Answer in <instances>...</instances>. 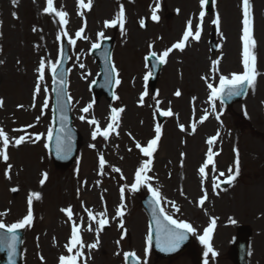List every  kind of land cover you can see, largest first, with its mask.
Instances as JSON below:
<instances>
[{
  "label": "rangeland",
  "instance_id": "obj_1",
  "mask_svg": "<svg viewBox=\"0 0 264 264\" xmlns=\"http://www.w3.org/2000/svg\"><path fill=\"white\" fill-rule=\"evenodd\" d=\"M67 1L72 2L73 0H54L57 4L58 10L64 11L67 9L69 12L70 7L69 2ZM112 1L113 0H97L99 3L98 6L87 15V18L92 17L95 28L98 27L96 24L97 17L107 18L110 16L111 13H108V11L114 9V5L112 7ZM137 1L139 4L136 3V5H132L137 11L130 9L129 12L138 14L146 13L142 12V7L150 6V4L156 0ZM161 1L163 3L162 10H164V15H162L163 21L150 26L148 34L145 33L144 38L148 44L147 50L143 45L133 44L132 36L125 37L124 33V43L119 44L114 51L116 62L119 63L120 67V78L125 82L118 91L119 99L117 105L120 107L123 106V108L126 109L125 111H130L129 114L131 116L130 121L124 120V128H122L124 132L122 131V136L115 138V133H113L114 142L105 147L100 137L96 140L92 139L91 128L87 127L88 135L90 137L87 142L98 145L97 147L100 148V150L104 147V149H106L108 162L105 166L104 174L101 175L99 162L97 159L95 160L96 153L91 152L86 144L83 146L80 155H82V160L88 155V159L86 158L83 167L89 172V175L92 176L91 180L93 179V181L89 180V184L91 188L93 186V190L89 194L84 195V193H81V199L83 201L84 199L88 200V204H91V207H94V210L100 208L101 196L107 199L109 195H113L115 199H117L116 188L118 189L125 185L130 186L134 180L136 169L144 160L138 157L140 159L139 165L131 164L130 155L134 152H131L133 150L132 143L125 133L129 132L135 134L136 139L140 141L141 139L150 138L153 135L154 123L156 124L152 119L155 116L154 114L156 111L147 112L149 111L148 107L136 106L134 104V99L129 98V77L138 73L136 65L141 62L142 54L150 51L149 44L154 45L151 50L158 52L163 49L164 45L162 44V41L171 40L172 38L180 39L179 35L185 29V24H183L181 20L183 15H191L196 21V13L199 10V0ZM105 3L106 8L104 7V9L100 11V7L104 6ZM120 4L121 3H118V6ZM251 4L253 14V35L256 41L254 52L257 57V67L259 64V56H261V54L264 55V0H251ZM44 7H46V0H18L16 5L12 3V0H0V60L3 61V63L0 64V98L4 100V106L0 108V128H3L10 137H18L25 134V132L13 131V129L22 128L26 129L28 134H32L33 139L35 134H42L41 139L35 143L26 141L18 147L12 145L9 146L8 154L10 159L7 164L13 166L9 173L11 175L10 180L5 176L7 164L0 159V189H5L2 191L4 196L0 197L2 198L0 202L3 203V208L11 207L10 204L13 203L14 205L15 201L9 199L12 195L6 191L7 187H21L24 189L27 187L34 188L33 186L36 185V183L38 184L42 179L40 172H46L48 168H52L55 171H53L54 175L52 174L53 177L51 176L50 180L48 182L46 181L47 183L45 182L46 184H44V197H42L39 204H37L36 222H33V226L31 227L32 236L40 234L41 239L42 237L48 238V241H50L52 234H46L47 230L51 229L50 224L53 220L56 221L63 219L59 207L63 205L65 206L67 198L70 197L69 190L65 197L62 196L60 192L69 185L68 180L71 177V173H69L71 168L61 171L55 170V168L52 167L53 165L47 150L44 148L48 131L51 127L50 120L52 117L50 67H46L45 80L41 86L42 90L35 98V107H32L39 61L43 58L46 64L55 63L60 46V40H57V36L60 33L61 26L58 24V21L55 20L54 22L52 20V15L43 12ZM177 9H179V12L176 11ZM150 12L151 9H149V13ZM13 13L16 15L13 16ZM169 13H172V15H169ZM217 13H219L221 17V25L218 32V41L219 46L221 45V51H218L217 57L218 59H221L222 56H226L223 65L225 67L224 70L237 69V62L242 55L243 49L240 37V35H242V0H214L213 9L207 14V16L210 14V18H208V32L204 35L205 41L202 43L194 42V48L192 51H186L184 56L182 55L184 57L183 61L178 62V59L174 58L173 62H167L163 68L162 75L156 84V91L158 92V87L160 88L158 84H160L163 87L162 90L164 94L168 93V81L170 80L174 82L177 80L176 84H179L180 87L183 88L185 93L183 92L180 97L174 95V98H172V95L170 94L171 100H166L164 105L167 107L170 106L172 110H174V106L176 107V105H180L185 101L187 110V115L184 116L185 120H187L186 128L191 129V125L188 121V114L194 117V119H198L200 114H204L206 109L209 112L211 111V104L206 99L208 90L206 91L204 88L205 79L202 77H212V74L209 72V61L215 59L213 58L208 42L211 31L210 26L212 24L210 21L215 18ZM78 20L79 18L73 20L74 23H71V20H69L70 26H67L66 30H68L67 32L70 38L75 37V32L78 31ZM126 25L127 27L129 26L128 23ZM34 27L36 28V31H33ZM221 33H223V37L221 36ZM172 34L173 36H171ZM140 36L142 37V33H140ZM262 41L263 46L261 45ZM229 44H236L237 46L239 44V49H236L234 57L230 56L234 61L230 59L227 60V56L233 52L228 51ZM259 45L262 47V51L260 47V52L258 50ZM210 56L211 59L209 60ZM4 57H7L6 62L4 61ZM86 57V59H77V63L80 65L83 62H87L88 66L93 70L92 76L94 77L97 67H95L96 65L94 61L88 54ZM260 62L264 63V57ZM237 70H239V68ZM257 71L259 73L260 71L262 72L259 68H257ZM92 76L88 77V81L81 77L77 83L75 82V78L77 79V77L71 76L73 84L70 91L72 99L74 98L77 114L80 111L77 106V99H81L80 104L84 105L94 102L93 111H98L96 102L91 97L89 89V84L93 79ZM259 79L260 76L258 75L255 90L253 91V89L250 88L248 97L243 101L236 103L230 109V114L226 113L224 116L220 114L221 121L218 132L222 133V136L220 137L221 146L224 148L228 147V150L226 149V152H224L220 159L222 163L226 165L229 162H233L236 153L238 152L239 158H244L245 160L243 163V172L246 173V175H244L245 177L242 178L240 184L230 193L221 195V198H226L225 200H221V198H219L220 193L217 192H215L217 197H212L211 199L209 196L208 201H212L213 206L211 211L208 210V214L205 212L207 209H203L206 204H204L203 207L198 206V200L196 197L199 195V192L195 185V181L194 195L193 191L188 190L191 184L190 174L191 177L193 176L194 178L195 168L193 170V166H191L189 172L187 167L188 162L186 163V160L183 166L178 162L181 161V153L183 151L189 152L188 147L191 146L192 141L194 140L203 142L202 144L197 145L196 148V150L201 148L202 152L205 148L206 136L212 134L214 129L206 134H203V131L200 133V130L194 134H192L191 130H186L189 133L186 134L184 131L182 132L173 127V119L176 116L169 117L166 120V133L164 141L160 147V153L158 152L155 154L158 156V160L157 157L153 159L152 171L150 172L151 175L154 176L153 187L158 188L163 196L165 187H162L161 184L163 182L166 183V187L168 188L166 194L169 196L166 197L177 202L176 205L180 208V212H175L170 205L169 213L177 219L186 220L191 223L197 230V236L203 234L201 228L202 225L207 224L209 221L206 217L207 215L212 217L214 216L213 214L215 211L217 214L221 213L224 215V219L221 222L222 225L220 226L218 233L215 235V240L212 244L218 255L215 257L209 255V257H207L209 264H233L228 256V252L231 243L230 236L235 234L236 229L224 227L230 218L235 220L236 224L240 221L239 223H245L250 226L253 232L250 258L251 264H264V89L260 88ZM193 82L194 89L190 86ZM209 82L214 83L215 79H210ZM192 90H194V96H191V99L189 95ZM197 95L202 96L200 101H196ZM194 97L196 98L195 101H193ZM46 98L48 100V107L44 109L43 103ZM98 102H100L101 106H104V104L106 106L108 104L103 96L100 97ZM196 102H201L202 106L197 104V108L195 106ZM215 103L217 112H219L220 107L218 106V102ZM154 104L155 99H152L151 106L153 108ZM20 105H23V107H19ZM166 106L165 108H167ZM249 108L252 111H250ZM242 109L245 111H241ZM106 111L108 110L106 109ZM234 112L244 114L248 122L238 120L236 124L242 123L245 129L243 132L237 130L236 134H231V131H227V129L233 127L234 120L232 118V113ZM124 113L125 112H123V116H125ZM79 114L82 115V112ZM38 116L40 119L37 122L36 118ZM87 116H92V111H90ZM145 116H147V118H145ZM126 117H128V115ZM211 118L213 119L212 114ZM178 120L179 119H177L176 123H178ZM223 123H226V128L222 126ZM245 123L250 124V127L246 126ZM29 124L34 125V127L26 128ZM76 124L79 129L85 133V129L82 125L86 124L84 122L80 123L79 121H77ZM257 130H260V132ZM224 131H226V137ZM86 137L87 134L85 135V138ZM116 140L119 141V143H116ZM130 148L132 150L128 151ZM165 148H167L171 154L165 155L166 164L169 165L167 168H164L163 171L160 169L162 172L161 174L159 171V158L164 153ZM201 152L199 157L195 159L196 163L194 166L201 160ZM82 160L80 164L82 163ZM114 167L121 169L124 177L123 179L121 178V173L112 171V168ZM180 167H183L184 172L186 171L188 173V175L184 177L183 182L179 181V175L176 174ZM57 174H59V176ZM162 176L163 178L160 182ZM98 182L101 184V188H99ZM62 184H64V187L61 186ZM125 193L126 196H129V194L132 195V200L138 199L139 197L138 194L133 193L130 190H127ZM211 194L212 193H210V195ZM75 197L76 195L73 194L71 198V200H73L72 203L77 202ZM192 197H194V207H192ZM20 198L23 205L22 209H24V198L23 196ZM0 205L2 204L0 203ZM132 205L133 202L130 203V207L125 211V216H128V219L135 218L140 225L139 228L145 231L144 215L140 212L141 207L139 205ZM18 210L19 208L16 204L12 209L11 215L7 217L9 221L18 218ZM228 214L229 217L226 221L225 218ZM27 230L30 231V227H28ZM81 234L82 236L87 235L88 237L95 235L94 231L89 232L84 230V228H82ZM103 236H105L104 238L108 236L107 243L104 244V252H100L98 256L95 257L94 264H117L123 259L124 252L135 248L139 250L142 249V238L139 240L140 242H138V240L133 239L130 233V236L126 238V240H121L122 244L119 245L120 255L119 258H117L116 253L118 248L115 246L113 238L115 237L120 240V228L110 227V230L108 229L103 232L102 237ZM197 236H194L196 237L195 240H198ZM109 237H111V241ZM199 247L203 252V259L205 260L206 257L204 256V252L206 249L203 244H200ZM109 258H113V260L109 261ZM152 258H154L156 262L152 259L148 261V264H170V262L161 260L153 254ZM175 261L176 262L173 264H194L193 260L185 255L178 257Z\"/></svg>",
  "mask_w": 264,
  "mask_h": 264
},
{
  "label": "snow or ice",
  "instance_id": "obj_2",
  "mask_svg": "<svg viewBox=\"0 0 264 264\" xmlns=\"http://www.w3.org/2000/svg\"><path fill=\"white\" fill-rule=\"evenodd\" d=\"M12 3L16 5L18 3V0H12ZM209 3V0H199L201 11L199 12L198 17V23L193 25V20L188 19L186 22L185 30L182 34V39H180L178 42L171 45V47L164 49L162 52L158 54L157 51L151 50L154 45L149 44V53L145 57V61H148L150 58H154L158 64H165L167 63V58L169 57L170 53L175 50L184 51L186 48L189 40L199 41L201 38V34L203 31V23L205 19V11L203 10L205 6ZM78 7L79 9H87L91 10L93 7V0H78ZM161 4L159 0H156L154 7L151 9V19L153 21H159L160 16L157 14L160 10ZM179 12V9L176 10ZM43 12L49 15H53L54 17L58 18V24L61 26V34L57 36V40L61 39V36L68 37V32L66 30V26L68 24V13L63 10H58V8L55 6L54 0H46V7H44ZM80 15H83V12L79 13ZM16 14L13 13V16ZM213 25L216 26L217 31L220 30L221 25V17L219 13L215 15V18L211 21ZM125 24H126V14H125V7L124 4L119 5V10L116 14V17L111 20L104 21V27L110 28V27H116L119 26L122 33L125 32ZM139 25L141 28L145 27V20L140 19ZM86 26V25H85ZM33 31H36V28H33ZM85 32V27L79 28L78 31L75 32L76 39H87L83 34ZM221 36L223 37V33H221ZM98 37L100 39H106L105 33L103 31L98 33ZM76 39L68 38L69 45H75ZM242 66L243 71L242 72H233L229 75H219V82L218 86H216L213 82H207L210 79H214L215 77H202L207 82V88L210 90L209 95V102L211 104V111L209 112L207 109L204 111V114L199 118V123H204L208 118L209 115L212 113H216V101L219 100L221 105L225 104L228 100H231L233 97L240 96L243 94H246V90L248 88L255 90L256 86V80L258 75L260 74L257 71L256 63H257V57L254 52V49L256 48V41L253 35V14H252V4L251 0H242ZM38 47V46H37ZM100 47L99 43H93L92 48L97 49ZM79 59V57H77ZM3 61L0 60V64H2ZM61 63L60 60H57L55 63H49L46 64L45 60L41 58L39 61V66L37 68L38 76L35 84V89L33 93V105L32 107H35V98L38 96L42 90V83L45 80V70L46 67H50L51 72L53 74V83H59L60 87L54 88L53 91L56 92L57 97V108L58 110L63 113L64 109L66 107V104L64 103V88L63 85L65 83L64 81V73L60 72L59 76L57 75L58 66ZM212 67L211 71L213 73L219 72V64L220 59H215L211 62ZM80 68H84L85 65L81 63L79 65ZM147 67V65H146ZM111 72H117L115 66L111 68ZM118 75V72H117ZM152 77V72L148 71L144 76L143 80L145 82V89L139 96V104L143 105L145 102V98L149 96V92L147 90V82ZM106 82L111 81L110 74L106 73L105 75ZM121 81L119 79L115 80V84L119 85ZM46 91V89H45ZM174 95L176 97H180L182 95L181 91L178 89L175 91ZM155 96H159V92L155 94ZM155 96L152 97L155 99ZM114 99H119L118 96L114 95ZM195 97L193 98V101H195ZM68 101H71V97H68ZM161 101L159 99H155V107H156V113H158L160 116L163 117H173L177 116L178 114L174 113L172 108L169 106L166 109L160 108ZM4 106V100L0 98V108ZM19 107H23V105H20ZM48 107V100L45 99L43 103V108L46 109ZM94 107V102L88 103L85 107L81 109L82 113L88 114L90 110H92ZM124 111L123 108H112L111 109V115L109 118V122L107 123L106 127L101 128L100 122L93 116L91 119H87L85 115H81L79 119L81 121L87 120V123L90 125H93V131L91 132V137L93 140H96L98 137H102L104 140H107L113 133H118L119 128V121H120V114ZM195 111V109H194ZM43 114V112H42ZM37 122L39 121L40 117L38 116ZM216 119L220 120V115H216ZM61 120L66 121L67 117L64 115H61ZM180 131H185V125L179 124ZM34 125L29 124L26 126V128H32ZM197 129L196 123H192L191 125V132L195 133ZM13 131L16 132H25V134L20 135L18 137H10L3 128H0V159H2L6 164L9 161L10 157L8 154L9 146H20L21 144L25 143L26 141H31L35 143L36 141H39L42 137V134H35V137L33 139L32 134H28L26 132V129H13ZM61 131H65L64 128L61 129ZM70 130H67L65 132V135L68 137V142H65V140H62L60 137H57V146H56V152L58 157L67 158V154L71 152V143H70ZM131 136V133L128 134ZM162 135V129L161 126L157 123L154 129V137L147 141L146 145L142 146L141 143L136 142L135 147L139 149L140 153L145 157L139 167L136 169L134 173V180L131 183L130 186L125 185L120 188L121 193V203L116 209L115 212V218L119 219L118 227L122 230V235L120 240L116 241L117 246L121 244V240L124 239V236L127 234V228L125 227L124 223V217H125V208L126 205L123 203L124 201V194L127 190H130L131 192L135 193L139 191L141 188H146L149 193H151L152 199L149 201V203L152 206V212H153V218L155 222V234H156V246L160 248L161 251L164 252H174L176 251L181 243L187 239L188 233H196V228L193 227L191 223H189L186 220L177 219L174 218L172 215L168 214L166 209L161 206L162 201L165 200V197L162 196L160 190L156 187H153L152 181L154 177L149 175V172L152 171V164H153V157L158 149V144L161 139ZM220 136V133L217 132L216 135L211 136L207 140L208 144V150L206 153V159L203 162L202 166L199 168V174L202 178H206L208 175L209 170L213 173L216 172V162L215 157L219 155V152L214 151L213 146L216 143ZM48 140L50 141L52 139V130L49 129ZM134 139V137H133ZM47 147V145H45ZM90 147H95V145H90ZM132 149H128V151H131ZM183 156V153L181 154ZM99 169L100 174H104V169L106 164L108 163L104 157L103 154L99 156ZM235 169L233 170L232 167H229L228 169V175L225 176V172L221 171L219 172L218 176L213 177V190L215 191L217 188L220 187V184H229L231 185L239 176L240 174V160H239V153H236V159H235ZM211 166V167H210ZM11 164H7V168L5 171V176L7 179H11V175L9 174L12 169ZM112 171L116 173H121V178L123 179V174L121 172V169L118 167L112 168ZM220 177H225L224 180L220 181ZM48 179V173L44 172L42 174V179L39 181L40 185L43 186L45 182ZM216 181H219L217 183ZM99 183V182H98ZM12 192H17L19 189L16 187H13L10 189ZM79 192V190H78ZM42 198V194L37 191L30 192L27 197V214L24 215L21 219H19L17 222L12 223L10 225L5 224L4 222L0 221V230L6 231L9 235L4 237L3 239H0V245H6L10 250V261L11 256L14 255L16 250V242L19 239L17 236L18 230L25 229L27 227H30L33 223V203L34 201H38ZM208 199L207 191L205 190L203 192V195L200 197L198 201V206L203 207L205 204V201ZM172 208L175 210V212H180L179 206L176 205L175 201H167ZM62 212L65 213L67 220L71 222V235L68 239V242L64 245L67 251V255H61L59 257L58 264H87V260L83 259L85 257L84 249L87 247L89 250L97 249L100 244V233L104 230L105 226L109 224V219L107 218V211H102L98 214H94L91 211H88V217L90 220L94 221L96 224L95 229H93L92 224H89L87 226V231H95L96 239L95 242L90 244H85L81 230H82V224H77L75 220H73V210L72 207L69 206L67 208H62ZM233 224L236 223L235 220L231 221ZM216 226V218H213L211 220V223L207 228L204 229L203 234L199 236V241L201 244L205 247L204 256L206 259L204 260V264H209L207 257L211 255L212 257H215L218 255V253L214 250L211 238L213 230ZM152 241H153V234L151 227L149 228L148 235L146 237V246L144 249V256L145 259L143 261L139 256H137L135 251H129L124 252L123 257L125 264H148V261L146 259L148 253L151 251L152 248ZM117 255H120V252L118 251L116 253ZM41 260L44 258L41 256Z\"/></svg>",
  "mask_w": 264,
  "mask_h": 264
},
{
  "label": "bare ground",
  "instance_id": "obj_3",
  "mask_svg": "<svg viewBox=\"0 0 264 264\" xmlns=\"http://www.w3.org/2000/svg\"><path fill=\"white\" fill-rule=\"evenodd\" d=\"M184 18V17H183ZM182 23H184V20L182 21ZM130 111L127 112V115L129 114ZM130 116V114L128 115ZM130 119V118H129ZM29 192H33V190H28ZM28 197V196H27ZM16 204L19 202V199H16ZM35 203V202H34ZM1 209V207H0ZM54 226V225H53ZM61 231V230H60ZM37 244V242L35 241V243L33 244V246L30 247V253H31V257L30 260L28 262V264H34V257L32 255V253L34 252V246ZM43 248L45 249L47 255L49 257H53L54 255L52 254V252L54 251L55 247L53 245H51L48 241L43 243Z\"/></svg>",
  "mask_w": 264,
  "mask_h": 264
}]
</instances>
